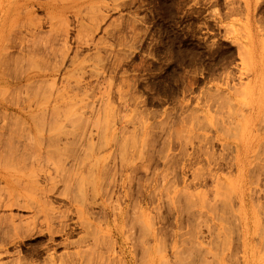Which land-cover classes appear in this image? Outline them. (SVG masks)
<instances>
[{
	"label": "rangeland",
	"instance_id": "obj_1",
	"mask_svg": "<svg viewBox=\"0 0 264 264\" xmlns=\"http://www.w3.org/2000/svg\"><path fill=\"white\" fill-rule=\"evenodd\" d=\"M16 1L0 0V100L27 97L4 83L32 67V112L57 100L67 120L0 160V264H264V0H39L80 16L36 10L43 49L25 57L4 34Z\"/></svg>",
	"mask_w": 264,
	"mask_h": 264
},
{
	"label": "bare ground",
	"instance_id": "obj_2",
	"mask_svg": "<svg viewBox=\"0 0 264 264\" xmlns=\"http://www.w3.org/2000/svg\"><path fill=\"white\" fill-rule=\"evenodd\" d=\"M15 4L12 5L11 11L15 13V18L10 19L7 26L4 27V34L5 38L9 37V49H16V52L21 57H25L26 55H36L38 52L43 49L38 39V32L42 28L41 23H35V21H31L30 16L33 15L36 10L37 11H44L48 14V16L53 17L58 15H67L70 13H74L75 16L79 17L80 13L74 11V8L69 7H58L55 6L53 2H39V0H17L14 2ZM55 18V17H54ZM51 20V24H52ZM99 28V27H97ZM65 36L67 31L65 32ZM37 37V38H35ZM35 38V39H34ZM68 37L66 38L67 41ZM47 47L44 46V49ZM48 50V49H46ZM17 65H20V67H23V62H20L19 60L16 61ZM33 64V62H31ZM4 65V60L0 58V66ZM29 70L22 69L21 74L15 78L13 82H7L4 83L5 85L9 87H17L20 89H26L27 91V97L24 98H18L14 101L10 100H0V160H3L5 158H10L15 161H22L26 162L24 152L21 153V146L20 141L18 140L19 136L22 135L24 132H28L30 135L34 134L36 131H38V128L40 126H44L43 129V137H40V140L43 142L48 141L50 143H56L59 140H62V134H65L64 129L66 128V125L64 124L65 121H62V118L64 117L65 120H67L66 115L63 114L62 105L57 100H47L45 102V111L44 115L39 114L41 117H38L37 115H34L32 112V109L36 108L39 105L38 99H33L28 96V92L30 93V89L33 88L35 85H37L38 76L33 72L32 67H28ZM42 79V77L40 78ZM2 85V83H0ZM23 108V109H22ZM24 110L28 111L25 112ZM40 122V123H39ZM71 122V121H70ZM69 122V123H70ZM49 123V125H47ZM75 124V122L73 123ZM238 127L232 132L234 136H232V141L228 142L229 148L234 152V164L233 166L237 169L241 167V164H243L242 161V150L246 149V144L244 143L246 136L244 134H241L240 131L245 127H248L246 125L249 124L250 128L251 126H255L253 121L245 122L244 125L242 123H238ZM70 125V124H69ZM240 133V134H239ZM231 135V134H230ZM229 137L231 138V136ZM33 137V136H30ZM91 137V134H90ZM33 139V138H32ZM44 144V143H43ZM248 150V149H247ZM56 152V151H55ZM248 154V151H247ZM48 173V172H47ZM46 174V173H45ZM9 174H4L0 170V181L2 184L9 185ZM48 177L49 180L53 181L52 174H46V178ZM47 179V180H48ZM224 184H227L228 187L231 189V195L233 194V198L235 195V198L233 199V203L237 202L238 204L237 208L232 203L228 209L232 212V218L236 223L237 227H243L244 225L249 224V211L247 209V203H246V195L244 194L243 190L240 189V182L239 180H225L222 179ZM56 188V186L54 187ZM55 190V189H54ZM50 193H54V191H51ZM45 194L42 195V197L38 202H35V204L39 207L41 205H54L55 203L50 201V197L46 196L43 197ZM47 198V199H46ZM234 200H236L234 202ZM54 203V204H53ZM62 205V204H61ZM63 207H65L63 205ZM121 210V209H120ZM122 212V211H121ZM122 215L116 216L115 221L119 222L122 220ZM115 218V217H114ZM143 218V217H142ZM235 220H234V219ZM114 221V222H115ZM237 221V222H236ZM115 222V223H116ZM232 223V222H231ZM238 223V225H237ZM107 224V223H106ZM117 232L119 231V227L117 228ZM152 242V241H151ZM152 244V243H151ZM150 245V243H149ZM153 250V247L150 246L149 252ZM155 259L150 260V264H155Z\"/></svg>",
	"mask_w": 264,
	"mask_h": 264
}]
</instances>
